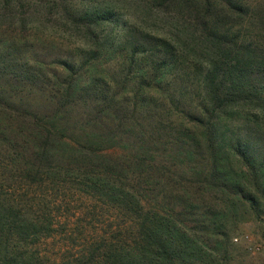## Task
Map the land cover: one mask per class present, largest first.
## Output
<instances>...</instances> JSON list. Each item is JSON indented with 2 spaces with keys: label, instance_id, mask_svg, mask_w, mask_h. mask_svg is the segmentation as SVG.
<instances>
[{
  "label": "trees",
  "instance_id": "1",
  "mask_svg": "<svg viewBox=\"0 0 264 264\" xmlns=\"http://www.w3.org/2000/svg\"><path fill=\"white\" fill-rule=\"evenodd\" d=\"M261 5L264 0L257 9L248 0H0V150L19 148L2 165L18 174L0 173V188L9 179L21 189L22 181H68L135 218L132 240L105 241L65 264L238 258L228 232L231 220L243 219L237 204L247 203L258 218L264 204V151L256 154L264 148L255 151L254 143L264 141V27L253 25L259 15L264 23ZM186 67L199 77L202 102L193 112L185 110L190 95L167 91ZM40 104L44 110L36 109ZM165 104L183 107L182 118L192 124L186 140L185 133L172 140L184 147L171 156L180 157L186 168L179 170L209 200L195 227L184 214L180 219V206H152L139 181L123 174L127 163L104 154L132 142L133 164H149L155 149L147 136L156 130L127 121L123 112L144 117ZM239 117L254 123L255 135L241 133ZM48 223L32 220L16 195H0V264H27L24 254L9 252L12 240L45 235Z\"/></svg>",
  "mask_w": 264,
  "mask_h": 264
},
{
  "label": "rangeland",
  "instance_id": "2",
  "mask_svg": "<svg viewBox=\"0 0 264 264\" xmlns=\"http://www.w3.org/2000/svg\"><path fill=\"white\" fill-rule=\"evenodd\" d=\"M248 1L254 3V8L257 9L261 0ZM258 17L259 19L253 25L258 28L264 27V23L260 22L263 16L259 15ZM40 55L45 60L50 59L44 54ZM198 78L195 73L190 71L189 67H186L172 80L173 84L167 86L168 92L179 89L178 91L182 90L185 91V94L190 95L188 98L190 104L185 106V110L196 111L195 105L202 102ZM256 78L258 79L260 76ZM197 95L200 99L194 100ZM36 109L41 111L45 107L40 104L36 106ZM183 109L180 106L179 109L174 110L166 104L162 108L155 106L149 114H144V117L139 112L133 113L130 110L123 112L127 121L150 125L156 130L154 133L149 132V136H147V146L155 149L153 150L155 157L148 159L150 160L149 164L146 163L140 168L133 164L136 158L133 159L135 148H132V142L104 149V154L127 163L128 168L126 167V170L129 172L123 171V174L132 175L131 177H135L139 181L138 183L149 196L152 206L161 210L170 207H177L178 209L180 206L179 209L182 212L180 219L183 218L184 214L189 220L188 225L195 227L197 225L195 219H198L199 213L208 205L209 200L202 194L203 191L198 188V184L189 175L184 176L182 170H179V168H186L180 164V157L173 158L171 156L174 155L175 157L177 150L184 147L183 143L176 144L172 140L177 139L182 133H185L183 138L186 140L187 131L193 132L189 120L182 118L185 113L180 111ZM168 111L172 113L167 114ZM21 112L15 111L13 113L17 115ZM168 116L170 118H167ZM130 118L132 119L130 120ZM237 121H239L237 125L241 128V133H245L248 129L255 135L254 130L256 128L253 122L242 117H239ZM8 126L17 125L8 124ZM9 129L11 128L9 127ZM132 139L134 137L130 141H133ZM254 143L255 151L264 148L263 140L257 139ZM14 147L17 148V146L8 148L2 146L0 150V173L9 172L8 175L12 174L10 177L18 174V170L4 168L2 165H4L3 161H8V157H11V151ZM263 151L264 149L256 152L258 158ZM18 160L17 162H20ZM234 160L231 158L229 162L234 163ZM21 184L22 189L19 183L9 179L8 183L0 188V195L6 193L16 195L23 212H26L32 220L49 222L47 224L49 228L45 235H32L26 241L12 240L16 246L9 252H21L24 254L22 260L27 264H65L77 257L79 258L81 253H88L91 249H95L105 241H118V239L125 240L127 237H133L131 230L134 229L135 218H132L127 211L123 210L124 208L117 206L116 203L82 193L68 181L62 182L57 181V179L52 181L50 179L33 183L22 181ZM214 203L222 207L220 201L215 200ZM183 205L184 208H182ZM237 205L243 219L237 222L231 220V226L228 229L231 243L237 247L234 254L238 257L230 262L231 264H264V253L250 252L246 249L255 241L264 242V204L260 201L263 211L259 218L254 215L247 203L239 201ZM201 233V235H205V233ZM233 237H238V241L234 242ZM130 239L132 240V238ZM219 263L222 262L219 261Z\"/></svg>",
  "mask_w": 264,
  "mask_h": 264
},
{
  "label": "built area",
  "instance_id": "3",
  "mask_svg": "<svg viewBox=\"0 0 264 264\" xmlns=\"http://www.w3.org/2000/svg\"><path fill=\"white\" fill-rule=\"evenodd\" d=\"M233 241L237 242L238 237H233ZM250 252H262L264 253V242L263 241H255L247 247Z\"/></svg>",
  "mask_w": 264,
  "mask_h": 264
}]
</instances>
